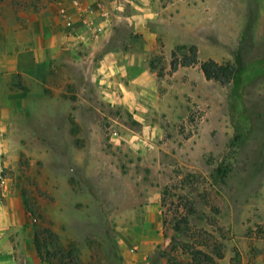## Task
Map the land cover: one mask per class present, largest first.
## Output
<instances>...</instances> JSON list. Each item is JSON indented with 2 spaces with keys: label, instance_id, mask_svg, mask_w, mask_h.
<instances>
[{
  "label": "rangeland",
  "instance_id": "obj_1",
  "mask_svg": "<svg viewBox=\"0 0 264 264\" xmlns=\"http://www.w3.org/2000/svg\"><path fill=\"white\" fill-rule=\"evenodd\" d=\"M54 1L0 0V56L32 41V14ZM112 1L127 14L137 5L164 11L165 25L152 27L173 37L180 25L191 43L137 48L129 24L119 26L120 49L154 73L141 100L149 110L137 112L151 126L144 131L99 92L86 60L63 55L43 78L5 76L0 61V176L29 218L17 233L39 232L50 253L57 243L63 255L53 264H124L117 232L151 188L167 240L157 262L187 264L201 250L214 264H264V0H103ZM180 46H195L199 63L173 71ZM208 60L234 68L229 84L204 78ZM21 93L22 103L8 104ZM18 264L45 263L36 254Z\"/></svg>",
  "mask_w": 264,
  "mask_h": 264
},
{
  "label": "crops",
  "instance_id": "obj_2",
  "mask_svg": "<svg viewBox=\"0 0 264 264\" xmlns=\"http://www.w3.org/2000/svg\"><path fill=\"white\" fill-rule=\"evenodd\" d=\"M134 9L133 13H124L122 4L116 1L107 4L103 0H55L48 7L46 15L32 14L31 42H17L10 53H1L4 75L43 78V68L48 64L59 63L64 59L63 55L79 61L86 60L92 65L91 77L99 92L113 97L118 102L115 104L130 112L143 131L150 128L144 116L137 112L149 110V105H144L141 100L152 91L154 73L143 57H133L128 51L120 49L123 44L119 46L116 43L119 26L129 24L137 48L152 50L155 43L162 40L170 51L173 46L191 42L184 39L180 25L174 31L180 28L179 34L174 35L172 29L168 31L173 33V37L165 35L162 26L152 27L155 24L165 25L164 11H155L150 5L146 9L137 5ZM169 17L172 20L179 19L176 15ZM167 38L173 39L172 42L169 43L170 39ZM83 50H87V58L80 54ZM25 95L9 94L8 104L21 102L22 99L16 101L15 98ZM3 138L2 133L0 154L7 143ZM0 187V264L21 263L24 255L34 259L36 253L32 232L28 230L25 236L22 232L17 233L29 225L23 202L20 197L9 193L7 181L1 176ZM160 208L159 193L148 188L138 206L140 214L128 217L131 226L119 228L117 241L121 246L124 264H165L154 259L156 251L167 245Z\"/></svg>",
  "mask_w": 264,
  "mask_h": 264
},
{
  "label": "trees",
  "instance_id": "obj_3",
  "mask_svg": "<svg viewBox=\"0 0 264 264\" xmlns=\"http://www.w3.org/2000/svg\"><path fill=\"white\" fill-rule=\"evenodd\" d=\"M185 50L188 51L190 56L185 55L182 52ZM177 54L180 56L179 61L176 59ZM197 54L198 51L195 46H190L189 48L185 46L177 47L176 50L172 51L171 53V57L173 58L171 62L172 70L173 71L176 70L178 66L188 67V66L197 65L199 63L197 59ZM200 70L207 81L213 80L223 85L229 84L233 76L235 75L234 74L235 70L233 67L229 65H225V66L218 65L211 60L200 63ZM174 230L177 233L179 231L177 227H175ZM45 234L49 235V240L50 238H53V234H51L49 231H45ZM39 235H40L39 232H35L33 235V245L36 254L41 262H44L45 264H53V261L56 260L57 255L58 256L60 254L63 255V253L62 251L61 252L59 251L60 249L58 248L57 243L55 245L49 243L50 249L54 248V250H57L55 253H50L48 251L49 250L48 245L40 241ZM189 255H190V263L187 264H214L213 258L201 250H194ZM217 256L220 258V255ZM176 264H184V263L177 262Z\"/></svg>",
  "mask_w": 264,
  "mask_h": 264
}]
</instances>
